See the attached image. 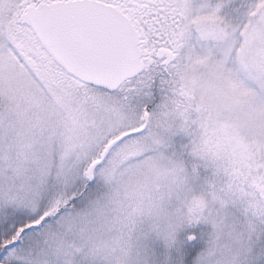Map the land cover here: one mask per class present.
Instances as JSON below:
<instances>
[{
  "label": "snow or ice",
  "instance_id": "1",
  "mask_svg": "<svg viewBox=\"0 0 264 264\" xmlns=\"http://www.w3.org/2000/svg\"><path fill=\"white\" fill-rule=\"evenodd\" d=\"M0 264H264V0H0Z\"/></svg>",
  "mask_w": 264,
  "mask_h": 264
}]
</instances>
